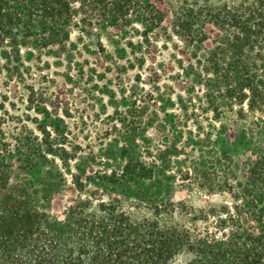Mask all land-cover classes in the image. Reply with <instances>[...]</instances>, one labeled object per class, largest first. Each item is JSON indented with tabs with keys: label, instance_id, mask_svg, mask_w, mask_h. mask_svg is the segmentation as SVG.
<instances>
[{
	"label": "trees",
	"instance_id": "16d2710c",
	"mask_svg": "<svg viewBox=\"0 0 264 264\" xmlns=\"http://www.w3.org/2000/svg\"><path fill=\"white\" fill-rule=\"evenodd\" d=\"M190 1L168 3L172 21L165 34L168 14L155 0H0V75L10 81L25 82L26 64L41 62L56 47L62 55L71 52L75 31L83 38L99 31L95 38L104 49L101 33L112 26L122 36L137 34L146 41L175 38L181 61L177 75L197 79L201 114L221 120L226 114L221 97L240 121L255 116L236 140L222 123L204 133L207 141L212 133L220 153L242 151L253 159L247 179L233 182L226 176L221 184L211 183L231 201L201 211L199 218L207 222L203 230L172 225L173 204L134 194L154 179L171 149L179 152L177 141L158 151L150 165L128 150L138 137L131 130L117 156L127 163L119 177L113 171L132 193L128 207L120 201L95 204L83 197L85 184L76 177L78 199L58 220L41 210L36 191L11 183V145L0 127V264H178L181 253L189 258L180 264H264V0L220 5L205 0V6ZM3 100L0 94V109ZM144 204L148 213L138 220L134 211Z\"/></svg>",
	"mask_w": 264,
	"mask_h": 264
},
{
	"label": "rangeland",
	"instance_id": "374dc122",
	"mask_svg": "<svg viewBox=\"0 0 264 264\" xmlns=\"http://www.w3.org/2000/svg\"><path fill=\"white\" fill-rule=\"evenodd\" d=\"M176 1L155 0L168 14L161 30L165 34L172 21L168 3ZM198 1L206 5L205 0ZM210 1L220 5L226 0ZM189 3L196 5L193 0ZM105 31L101 33L104 49L98 48L95 38L99 31L85 38L75 31L73 50L62 55L56 47L41 62L27 63L30 71L23 83L0 75L4 96L0 127L11 145V183L36 191L41 210L58 220L78 199L76 177L85 184L83 197L95 204L120 201L128 207L132 193L113 171L117 169L119 177L127 160L117 157L118 148L136 129V146L130 144L128 150L148 164L176 141L179 152L171 149L154 179L134 194L173 204L172 225L203 230L207 222L199 218L201 211L231 201L228 192L211 183L221 184L226 176L233 182L247 179L253 159L242 151L233 156L220 153L213 147L212 133L208 141L204 133L222 123L236 140L255 116L240 121L221 97L226 112L221 120L198 112L199 83L177 75L181 61L174 50L175 38L162 35L146 41L137 34L122 36L112 26ZM130 38L133 46L128 45ZM146 207L134 211L138 220L147 215ZM188 258L181 253L177 263Z\"/></svg>",
	"mask_w": 264,
	"mask_h": 264
}]
</instances>
